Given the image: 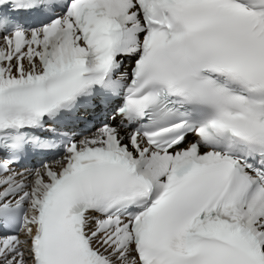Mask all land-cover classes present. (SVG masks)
<instances>
[{"label": "snow or ice", "instance_id": "snow-or-ice-1", "mask_svg": "<svg viewBox=\"0 0 264 264\" xmlns=\"http://www.w3.org/2000/svg\"><path fill=\"white\" fill-rule=\"evenodd\" d=\"M0 264H264V0H0Z\"/></svg>", "mask_w": 264, "mask_h": 264}]
</instances>
